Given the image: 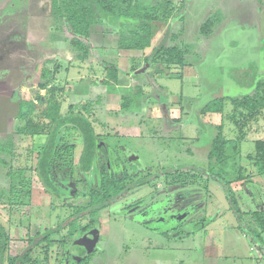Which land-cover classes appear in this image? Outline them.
Masks as SVG:
<instances>
[{
    "label": "rangeland",
    "instance_id": "obj_1",
    "mask_svg": "<svg viewBox=\"0 0 264 264\" xmlns=\"http://www.w3.org/2000/svg\"><path fill=\"white\" fill-rule=\"evenodd\" d=\"M136 1L149 8L160 0ZM173 2L171 18L153 23L151 45L143 51L119 50V27L101 21L92 26L85 43L88 57L79 61L70 42L73 34L53 12L52 0H0V143L15 139L14 132L24 125L25 121L16 117L17 101L33 102L31 116L35 122L40 121L50 95V88L41 90L38 85L45 68L50 72L47 80L55 78L50 86L56 88L62 112L71 103H84L103 95L102 104L93 112L105 124L95 131L107 146L99 155L110 172L118 176L127 172L137 179L175 168L207 169L215 135L213 124L220 120L213 117L209 121L200 113L201 108L224 97L226 115L233 110L232 100L253 94L258 83L264 88V0ZM207 19L213 21L208 26L210 32L202 34L201 25ZM162 41L165 47L176 46L178 52L182 51L188 63L184 69L160 63L149 66L144 60L141 69L149 73H137L142 74L135 77L140 80L129 77V89L114 84L102 86V59L113 57L120 70L128 72L131 64L139 65L131 62L132 57L142 62V57L150 56ZM155 70L160 73L153 74ZM92 79L97 81L95 85L89 83ZM136 85L149 97L144 103L133 99L129 112L122 111L120 94L134 98ZM110 91L115 93H105ZM242 110L248 116L246 109ZM261 111L245 129L244 139L238 137L234 123L223 119V136L230 140L223 157L211 162L212 173L229 182L241 219L230 209L218 181L209 179L206 186L173 185L165 183V175L160 174L95 215L85 239L91 251L83 262L264 264V235L261 242L249 215L264 209V171L258 173L249 156L255 154L254 140L264 138ZM43 140L28 136L21 141L15 149L14 165L24 162L30 148L34 156ZM70 141L75 144L72 159L77 163L82 143L76 135H71ZM0 157L10 161L11 156ZM5 172L0 164L1 192L9 184ZM30 176L28 171L24 175L31 188L30 196L22 198L24 204L8 206L7 192L0 194V225L8 232L10 255H18L31 237L61 224L74 207L85 206L90 189L98 181L97 173L90 185L79 178L78 182L71 177L63 180L59 185L66 194L60 200L46 194L36 178ZM87 219L80 220L79 227L87 224ZM68 230L69 225L50 235L46 261L44 241L32 251L29 264H78L79 259L70 257L74 240L63 239Z\"/></svg>",
    "mask_w": 264,
    "mask_h": 264
},
{
    "label": "trees",
    "instance_id": "obj_2",
    "mask_svg": "<svg viewBox=\"0 0 264 264\" xmlns=\"http://www.w3.org/2000/svg\"><path fill=\"white\" fill-rule=\"evenodd\" d=\"M51 7L55 15L59 17V20L64 22L70 33L73 34L70 42L77 50L76 58L79 61H83L88 57L89 47L85 43L93 25L101 21L106 23L113 22L115 26L119 27V34L118 36L116 35L118 49L143 51L151 45L153 23L156 21H167L171 18L175 9L173 0H160L149 8L136 0H52ZM212 23L211 19H207L201 25V33L207 34L210 32L208 26L212 25ZM177 50L176 46L165 47L164 41H162L158 47L153 49L152 54L145 57L144 60L150 65L152 63H160L168 67L178 65L183 68L188 63L183 58L182 51L180 52L179 50L178 52ZM101 66L103 70L102 84H117L120 70L116 61L114 59H102ZM132 69L135 70L134 67ZM159 71H162V69ZM158 73H160L158 70L153 72V74ZM49 74V69L46 70L44 68L41 73L42 81L38 84L41 90L50 88L48 90L50 95L45 100L47 107L39 115L40 121L35 122L31 116L34 112L33 102L26 100L17 101L18 110L16 117L24 120V125L16 130L17 132H14L13 136L15 139L0 143V154L11 156L10 161L0 157V164H3L6 169L5 176L9 182L8 188H3L4 190H2V192L6 191L8 194L7 205L24 204L25 201L22 198L30 196L29 180L24 177L27 171L30 172V177L36 178L46 194L60 200L66 194L65 190L59 185L62 183L61 181H68L71 177L75 182H78L77 178H79L80 181L90 185L96 173L98 181L90 189L89 200L85 206L74 207L72 213L61 224L31 237L26 247L18 255L7 253L10 238L6 228L1 224L0 264H29L32 251L44 241L47 242L43 246L45 249L43 257L44 261H46L50 235L61 231L67 225H69V230L63 239L66 237L69 242L78 238L85 240L87 233L91 231V225L94 223L93 220L96 214L98 216L101 210L108 208L121 197H126L132 190L149 183L153 177L157 178L160 174L165 175V183L173 185L206 186L209 179L218 181L223 187L230 209L236 214L238 219H241L242 213L237 206L235 195L230 188L229 182L212 173L211 162L214 159L219 160L223 157L225 146L230 140L223 136V119L234 123L238 130V137L244 139L247 133L245 129L251 125L250 122L258 118L259 113L262 112L261 110L264 113V88L262 89V84H257V90L253 94L232 100L233 110L226 115L223 114L226 102L224 97L215 98L201 108V114L218 113L222 116L221 123L214 127L215 135L212 137L211 147L208 152L209 167L207 169L195 166L175 168L169 171L162 170V173L154 174L151 178L149 177L150 174L135 179L127 172L119 176L110 172L99 155L100 150H107V146L99 139L100 134L95 129L104 127L105 124L94 114L93 109L102 104V97L97 96L95 99L87 100L84 103H71L67 110L62 112L61 103L57 100L58 98L54 92L56 88L50 86L55 78L53 76L47 80ZM53 75H55V72ZM91 82L97 83L95 79H92ZM40 98L41 96H39V100ZM130 99V97H124L120 109L129 110L130 102L132 103ZM243 108L249 113L248 116L244 114ZM71 135L78 136L82 142V151L77 163H73L72 159L75 144L70 141ZM28 136L43 137L44 140L39 142L40 146L35 151L34 156V150L30 148V152L25 155L24 162L20 165H14L15 149H18V144ZM254 146L255 154H250L249 156L253 161V165L258 167L257 172L260 173L264 171V138L255 139ZM236 147L234 146V148ZM93 169L94 172L92 173ZM186 169L193 174L183 172ZM14 173L17 174V177H15ZM74 174L79 177H75ZM87 174L88 176L91 175L90 179H88ZM2 192L0 190V194ZM7 208L9 209V207ZM249 215L259 230L256 236L262 242L264 235V209L252 211ZM83 219H87L88 222L84 226L79 227V221ZM66 239L62 240V244L66 243ZM67 255L69 257V253ZM78 264H89V262H83L82 259Z\"/></svg>",
    "mask_w": 264,
    "mask_h": 264
},
{
    "label": "crops",
    "instance_id": "obj_3",
    "mask_svg": "<svg viewBox=\"0 0 264 264\" xmlns=\"http://www.w3.org/2000/svg\"><path fill=\"white\" fill-rule=\"evenodd\" d=\"M117 39V38H116ZM120 50V49H119ZM144 56H146V55H144ZM143 56V57H144ZM143 57H142V62L140 61V60H137V58L136 59H133V57H132V59H131V62H137L139 65L137 66V67H134L135 68V70H133L132 68V66H133V64H131L130 65V71H128V72H124V71H122V70H120V66H119V64L117 63V60L115 59V58H113V57H110L109 59H114L115 61H116V64H117V66H118V68H119V74H118V82H117V84H114V86L115 87H119V88H126V89H129V87H130V84H131V80H129L130 78L129 77H131V78H133V79H136V80H140V78H135L136 76H141L142 74H137V73H144V74H146V73H149V72H143L144 71V69H141V66L144 64V59H143ZM142 63V64H141ZM148 65V64H147ZM149 66H150V64H149ZM185 68V66L182 68V69H184ZM141 71H140V70ZM183 72V70L181 71V73ZM153 73V72H152ZM121 75H122V77H121ZM123 78L125 79V81L123 80ZM129 80V82H127V80ZM90 84H92V85H95L94 83H92V82H89ZM101 84H102V80H101V82H100ZM108 85H110V84H108ZM102 86H104V84L102 85ZM136 87H137V91L134 93V98H131L130 100H132V102H133V99H135V100H137V101H140L141 100V102H143L144 103V100L145 99H147L149 96H148V92H146L140 85H136ZM106 94H108V93H115V92H113V91H110V92H105ZM98 96H100V94L98 95ZM101 97H102V99H103V95H101ZM124 98V96L122 95V94H120V100L122 101V99ZM137 103H139L140 104V102H137ZM130 104L132 105V103L130 102ZM144 106V105H143ZM156 106V105H155ZM151 108H154V104L152 105V107ZM120 109V108H119ZM143 109H144V107H143ZM122 110V109H121ZM124 110V109H123ZM122 110V111H123ZM114 111H117L116 109H114ZM127 112H129V110H127ZM205 116H207L208 117V120L210 121V119H212L213 117L214 118H218L219 117V120H220V123H221V120H222V116L220 115V114H218V113H206V114H204ZM216 124H213V125H218L217 124V122H215ZM219 123V124H220ZM206 125H208V123L206 124ZM81 141V140H80ZM82 143V142H81Z\"/></svg>",
    "mask_w": 264,
    "mask_h": 264
},
{
    "label": "water",
    "instance_id": "obj_4",
    "mask_svg": "<svg viewBox=\"0 0 264 264\" xmlns=\"http://www.w3.org/2000/svg\"><path fill=\"white\" fill-rule=\"evenodd\" d=\"M95 238H97V236H95ZM84 240L82 239H76L74 242H73V245H72V252H71V258L73 260H76L77 257L79 256H82L84 254V251L86 250L85 247H84V243H83Z\"/></svg>",
    "mask_w": 264,
    "mask_h": 264
},
{
    "label": "flooded vegetation",
    "instance_id": "obj_5",
    "mask_svg": "<svg viewBox=\"0 0 264 264\" xmlns=\"http://www.w3.org/2000/svg\"><path fill=\"white\" fill-rule=\"evenodd\" d=\"M18 99H16V101H17ZM129 174V173H128ZM129 175H131V174H129ZM152 175V174H151ZM162 176H164L163 174H161ZM154 178V177H153ZM152 178V179H153ZM138 179V178H137ZM79 239V238H78ZM80 239H82V240H84L83 238H80ZM74 241L76 240V239H73ZM72 240V241H73ZM83 243H84V247H85V251H84V254L82 255V256H79V257H77V260L79 259V262L78 263H80V261L83 259V258H85L89 253H90V249L91 248H89V247H87V244H86V240H84L83 241ZM73 245V244H72ZM69 252V251H68ZM71 253V252H70ZM70 257H71V254H70ZM72 259V258H71ZM73 260V259H72ZM75 261V260H74Z\"/></svg>",
    "mask_w": 264,
    "mask_h": 264
}]
</instances>
